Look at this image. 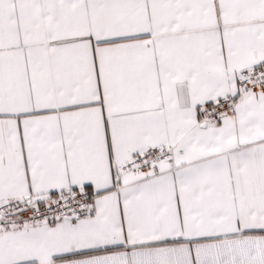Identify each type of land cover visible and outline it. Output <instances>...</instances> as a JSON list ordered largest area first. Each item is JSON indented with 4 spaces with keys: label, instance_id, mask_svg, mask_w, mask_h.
Here are the masks:
<instances>
[{
    "label": "snow or ice",
    "instance_id": "6c2138e0",
    "mask_svg": "<svg viewBox=\"0 0 264 264\" xmlns=\"http://www.w3.org/2000/svg\"><path fill=\"white\" fill-rule=\"evenodd\" d=\"M0 264H264V0H0Z\"/></svg>",
    "mask_w": 264,
    "mask_h": 264
}]
</instances>
